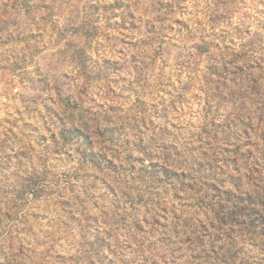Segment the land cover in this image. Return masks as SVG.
Returning a JSON list of instances; mask_svg holds the SVG:
<instances>
[{
  "label": "rangeland",
  "instance_id": "1",
  "mask_svg": "<svg viewBox=\"0 0 264 264\" xmlns=\"http://www.w3.org/2000/svg\"><path fill=\"white\" fill-rule=\"evenodd\" d=\"M0 264H264V0H0Z\"/></svg>",
  "mask_w": 264,
  "mask_h": 264
}]
</instances>
